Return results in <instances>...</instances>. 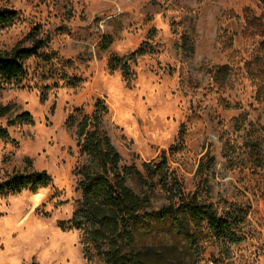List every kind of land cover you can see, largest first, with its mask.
I'll list each match as a JSON object with an SVG mask.
<instances>
[{
    "label": "rangeland",
    "instance_id": "1",
    "mask_svg": "<svg viewBox=\"0 0 264 264\" xmlns=\"http://www.w3.org/2000/svg\"><path fill=\"white\" fill-rule=\"evenodd\" d=\"M0 5L19 14L14 24L0 27V52L31 45L35 32L49 41L26 61L22 80L7 83L0 95L13 114L29 111L34 118L8 126L10 138H0V178L25 169L27 158L53 176L36 193L0 196V264H87L81 233L67 225L81 197L76 167L83 160L77 126L68 121L73 114L77 120L90 114L99 96L110 107L104 125L123 164L142 168L176 144L171 168L194 190L200 158L209 150L216 157L211 200L220 210L241 208L246 216L238 244L216 240L204 229L193 245L168 225L140 234L137 246L150 250L146 263L264 264V167H251L241 146L244 132L235 131L234 121L248 112L264 127V102L255 100L247 66L264 38L258 0H0ZM222 26L233 36L231 47L223 46ZM139 48L147 52L131 62L130 81L121 69L111 70V58ZM224 63L232 75L220 89L211 70ZM0 122L6 124V117ZM226 138L238 146L229 159ZM129 184L142 189L134 179ZM152 202L159 208L167 199L157 191Z\"/></svg>",
    "mask_w": 264,
    "mask_h": 264
},
{
    "label": "trees",
    "instance_id": "2",
    "mask_svg": "<svg viewBox=\"0 0 264 264\" xmlns=\"http://www.w3.org/2000/svg\"><path fill=\"white\" fill-rule=\"evenodd\" d=\"M264 9V0H258ZM19 14L16 9L0 5V27L15 23ZM258 20L261 21L260 18ZM223 46L231 47L233 36H227L228 30L221 27ZM33 34L31 45L20 44L10 51L0 52V95L7 83L21 81L27 68L26 61L37 56L49 45L48 38ZM147 52L139 48L127 56H114L109 61L112 71L121 69L124 78L130 81L135 72L132 61ZM248 74L255 85V100L264 102V38L255 56L248 61ZM229 63L215 66L211 76L220 89H225L232 75ZM73 83V82H70ZM47 98V90L41 99ZM223 105L232 107V103L222 99ZM235 107H241L235 104ZM110 107L105 98H96L95 107L80 120L73 115L69 118L70 127L77 126V139L81 147L83 160L76 167L78 187L81 197L77 200L75 210L67 221L81 233V242L87 264H147L149 249L137 246L138 236L148 234L160 225L169 229L193 245H198L200 235L207 229L210 236L228 244L241 242V225L245 213L241 208L220 210L209 193L210 173L216 164V157L209 150L200 158L195 172L198 182L194 190H187L183 178L171 168L170 153L178 150L172 144L164 149L159 159L144 161L142 168L135 163L125 165L123 157L105 129V116ZM0 116L6 117V124L0 122V138L9 139L8 126L18 123H31L33 114L22 111L11 112L10 106L0 103ZM235 131L244 132V144L251 167H264V127L249 119L248 112L235 117ZM183 129L180 140L183 141ZM224 156L229 159L238 146L230 138L224 140ZM240 146V147H241ZM23 170H16L0 178V196L19 194L25 190L33 193L49 186L53 176L47 170L35 169L31 158ZM134 179L142 186L136 191L129 180ZM165 195L167 202L159 208L153 206L156 192Z\"/></svg>",
    "mask_w": 264,
    "mask_h": 264
}]
</instances>
